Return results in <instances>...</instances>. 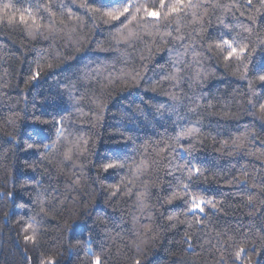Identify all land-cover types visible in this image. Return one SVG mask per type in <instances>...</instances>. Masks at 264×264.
<instances>
[{
    "label": "trees",
    "instance_id": "obj_1",
    "mask_svg": "<svg viewBox=\"0 0 264 264\" xmlns=\"http://www.w3.org/2000/svg\"><path fill=\"white\" fill-rule=\"evenodd\" d=\"M164 3L0 0V264H264V0Z\"/></svg>",
    "mask_w": 264,
    "mask_h": 264
},
{
    "label": "snow or ice",
    "instance_id": "obj_2",
    "mask_svg": "<svg viewBox=\"0 0 264 264\" xmlns=\"http://www.w3.org/2000/svg\"><path fill=\"white\" fill-rule=\"evenodd\" d=\"M182 3H183V0H177V4H182ZM9 7H10V5H8V4H5V5H4V8H5V9H7V8H9ZM161 7H162V8L165 7L164 0H161ZM179 10H180V8H179V7H175V6H173V7L170 8V11H171V12H177V11H179ZM117 11H118V10H117ZM128 11H129V7H128V6H125L124 9H123V11H119L118 14H119V15H124V13H125V12H128ZM137 11H139V8H137ZM147 14H148L149 16H154V17H158V16L160 15V13H159V12H156V11H148ZM108 15H109V16H112V18H114V19H115V18H118V16L115 15L114 13H108ZM24 19H25L24 15H21V16H20V20H21V21H24ZM32 22H33V24L36 23L35 20H33ZM37 26H38V25H37ZM223 43H224L225 45H227V47H228L229 49H231V50L227 53L226 58L231 57V56L234 55V54H237L238 51H239L240 53H242V52L244 51V48H240V49L238 50V49H237L236 47H234L233 44L230 43L228 40H225ZM260 79H261V80H264V76H261ZM260 107H261V109H264V104L260 105ZM66 157H67V154H66ZM114 166H115L114 164H112V163H108V164H106L104 167H105V169H107V168H112V167H114ZM197 171H199V170L197 169ZM202 203H204V201H199V202H197L196 199L194 198L191 207H192L193 210H195V209L198 208V209L202 212V211H203V208L200 207V204H202ZM209 203H210V202H209ZM33 238H34V237H25L26 240H27V239H33ZM241 251H243V250L241 249ZM236 255H237V257H239V256H240V252H237ZM98 259H99V258H97V264H98Z\"/></svg>",
    "mask_w": 264,
    "mask_h": 264
}]
</instances>
